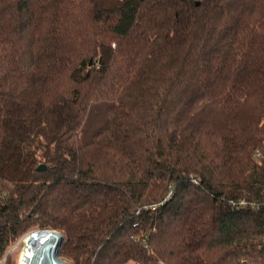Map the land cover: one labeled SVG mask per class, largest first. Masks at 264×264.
Instances as JSON below:
<instances>
[{"label":"trees","instance_id":"obj_1","mask_svg":"<svg viewBox=\"0 0 264 264\" xmlns=\"http://www.w3.org/2000/svg\"><path fill=\"white\" fill-rule=\"evenodd\" d=\"M46 228L68 264H264V0H0V260Z\"/></svg>","mask_w":264,"mask_h":264},{"label":"bare ground","instance_id":"obj_2","mask_svg":"<svg viewBox=\"0 0 264 264\" xmlns=\"http://www.w3.org/2000/svg\"><path fill=\"white\" fill-rule=\"evenodd\" d=\"M62 236L53 230H40L31 239L22 264H66L59 256Z\"/></svg>","mask_w":264,"mask_h":264},{"label":"rangeland","instance_id":"obj_3","mask_svg":"<svg viewBox=\"0 0 264 264\" xmlns=\"http://www.w3.org/2000/svg\"><path fill=\"white\" fill-rule=\"evenodd\" d=\"M30 232H32V230L25 233L15 244L10 246L6 257H4V259L0 260V264H9V263L10 264H22V261H23L22 253H23L24 248H25V240L28 237V234ZM60 248H61V246H60ZM27 251H28V247H27ZM61 259H63L64 261L67 262V260L64 259L62 256H61ZM66 264H68V262Z\"/></svg>","mask_w":264,"mask_h":264},{"label":"water","instance_id":"obj_4","mask_svg":"<svg viewBox=\"0 0 264 264\" xmlns=\"http://www.w3.org/2000/svg\"><path fill=\"white\" fill-rule=\"evenodd\" d=\"M37 169H38L39 171H45V170L47 169V165L44 164V163H41V164L37 167ZM63 239H64V235L62 234V242H63ZM59 256H60V250H59ZM60 257H61V256H60Z\"/></svg>","mask_w":264,"mask_h":264},{"label":"built area","instance_id":"obj_5","mask_svg":"<svg viewBox=\"0 0 264 264\" xmlns=\"http://www.w3.org/2000/svg\"><path fill=\"white\" fill-rule=\"evenodd\" d=\"M35 230H53V231H57L61 234L62 236V233L59 231V230H56V229H49V228H46V229H35ZM33 231V230H32ZM66 262V261H65ZM67 263V262H66Z\"/></svg>","mask_w":264,"mask_h":264},{"label":"crops","instance_id":"obj_6","mask_svg":"<svg viewBox=\"0 0 264 264\" xmlns=\"http://www.w3.org/2000/svg\"><path fill=\"white\" fill-rule=\"evenodd\" d=\"M125 264H138L137 262H135L134 260H129L128 262H126Z\"/></svg>","mask_w":264,"mask_h":264}]
</instances>
